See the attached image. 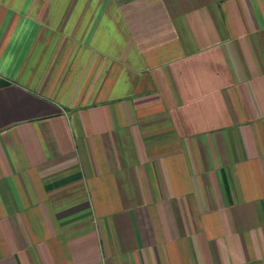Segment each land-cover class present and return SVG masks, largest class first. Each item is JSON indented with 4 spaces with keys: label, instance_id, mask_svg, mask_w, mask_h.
Returning a JSON list of instances; mask_svg holds the SVG:
<instances>
[{
    "label": "crops",
    "instance_id": "0c3cea01",
    "mask_svg": "<svg viewBox=\"0 0 264 264\" xmlns=\"http://www.w3.org/2000/svg\"><path fill=\"white\" fill-rule=\"evenodd\" d=\"M0 264H264V0H0Z\"/></svg>",
    "mask_w": 264,
    "mask_h": 264
}]
</instances>
